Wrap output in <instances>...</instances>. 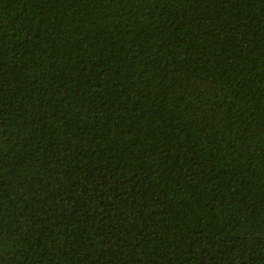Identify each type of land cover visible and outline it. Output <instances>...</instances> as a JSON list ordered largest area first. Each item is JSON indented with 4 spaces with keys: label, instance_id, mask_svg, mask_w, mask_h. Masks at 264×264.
<instances>
[{
    "label": "trees",
    "instance_id": "16d2710c",
    "mask_svg": "<svg viewBox=\"0 0 264 264\" xmlns=\"http://www.w3.org/2000/svg\"><path fill=\"white\" fill-rule=\"evenodd\" d=\"M0 264H264V0H0Z\"/></svg>",
    "mask_w": 264,
    "mask_h": 264
}]
</instances>
